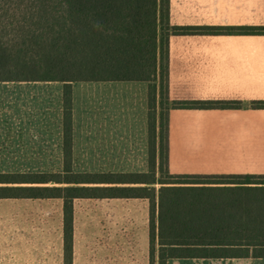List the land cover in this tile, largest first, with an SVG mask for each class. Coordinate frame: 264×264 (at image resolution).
<instances>
[{
  "label": "crops",
  "instance_id": "obj_1",
  "mask_svg": "<svg viewBox=\"0 0 264 264\" xmlns=\"http://www.w3.org/2000/svg\"><path fill=\"white\" fill-rule=\"evenodd\" d=\"M168 22L174 27L255 29L264 26V0H169ZM168 98L170 101L230 104L214 110L168 111L169 174L264 175V156L261 153L264 109L256 105L264 102V36L234 32L218 36H170ZM63 100L64 84L61 82H0V139L40 134L51 136L56 133L64 122ZM70 101L72 149L85 151L90 144L95 159L116 160L112 165L117 168L75 173H147V83L73 82L70 84ZM44 174L63 175L64 167L61 173ZM154 187L157 190L159 185ZM86 200L107 201L116 208L113 217L116 239L124 234V239L132 240L135 235L131 232V225L126 227L125 232L120 229L122 223L136 222L137 214L134 215L129 208L142 203V217L147 218L145 222L149 220L146 199H76L72 203L73 210L76 202ZM171 200H168V227ZM260 200L264 198H204V203L212 206L209 203L251 201L254 206ZM41 201L54 204L53 217L58 222L55 244L52 242V246H43V242L51 236L43 230L24 225L27 224L24 216H0V229L4 228L3 223H13L12 228L16 230V237L13 236L11 244L6 247L0 230V264H63V233L59 230V224L62 229V199H0L1 203L20 204ZM22 230H28L29 235L20 237ZM138 234L145 259L142 264H149V231L142 226ZM131 245V242L128 243V246ZM156 248L153 264H157ZM133 254L127 247L122 252L116 248L113 264H134ZM261 260L174 259L167 264H264Z\"/></svg>",
  "mask_w": 264,
  "mask_h": 264
},
{
  "label": "trees",
  "instance_id": "obj_2",
  "mask_svg": "<svg viewBox=\"0 0 264 264\" xmlns=\"http://www.w3.org/2000/svg\"><path fill=\"white\" fill-rule=\"evenodd\" d=\"M168 15L169 0H0V82L63 83L66 148L63 175L0 174V199H62L65 264L72 260V203L76 199L148 200L150 262L156 246L157 264L174 259H264V246H227L222 238H213L220 240L217 245H171L167 222L170 199L264 198V175L169 174L168 111L214 110L230 104L169 100L168 39L233 32L264 36V26L250 30L174 27ZM116 81L148 84V172L75 173L70 151V84ZM256 105L264 109V102ZM155 185H159L157 190Z\"/></svg>",
  "mask_w": 264,
  "mask_h": 264
},
{
  "label": "rangeland",
  "instance_id": "obj_3",
  "mask_svg": "<svg viewBox=\"0 0 264 264\" xmlns=\"http://www.w3.org/2000/svg\"><path fill=\"white\" fill-rule=\"evenodd\" d=\"M60 125L61 128L59 127V130L51 136L40 134L0 139V172L61 173L64 167L66 148H64L63 122ZM88 146L90 147L85 151H76L71 147V168L73 171L101 172L117 169L112 165L116 160L95 159L92 146L90 144ZM261 153L263 157L264 122L261 124ZM158 164L157 161L154 166L156 178L160 176ZM145 171L148 172V168ZM238 202L231 201L229 204L215 202L209 203L212 205L209 206L204 203V199L179 198L171 200L168 243L171 245L180 243L217 245L220 240L214 241L213 238H222L221 243L227 246L248 245L250 248L264 246V200L256 201L254 206L251 201ZM141 204L138 203L137 206L129 208L134 215L137 214L135 215L136 222L120 225L122 232H125L126 227L131 225V232L135 233L132 240H127L124 239V234L119 239L114 237L116 228L113 217L116 208L110 203L94 200L76 202L73 210L71 264H113L114 258H116V248L122 252L125 247L134 253L132 256L134 264H142L145 259L141 253L138 233L142 226L148 229L149 222H145L147 218L142 217L144 214L140 211ZM130 210L126 209L127 214L130 213ZM54 213V204L44 201L26 204L0 202L1 217L24 216L27 223L24 225L43 230L51 236L50 239L44 240L43 246L55 244L54 235L58 231V222L54 218ZM3 225L4 228L0 230L6 247L11 244L13 236L16 237V230L12 228L13 223H3L2 227ZM59 230H62L61 224H59ZM27 232L22 230L20 237L29 235ZM130 242L132 245L128 246ZM148 262L152 264L153 260L150 262L149 259ZM260 262L264 263V259ZM63 264H65V260Z\"/></svg>",
  "mask_w": 264,
  "mask_h": 264
}]
</instances>
